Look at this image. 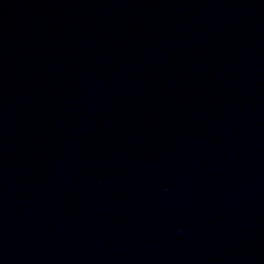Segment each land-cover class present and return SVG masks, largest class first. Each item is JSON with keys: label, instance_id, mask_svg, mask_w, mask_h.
<instances>
[{"label": "water", "instance_id": "obj_1", "mask_svg": "<svg viewBox=\"0 0 264 264\" xmlns=\"http://www.w3.org/2000/svg\"><path fill=\"white\" fill-rule=\"evenodd\" d=\"M0 264H264V0H0Z\"/></svg>", "mask_w": 264, "mask_h": 264}, {"label": "clouds", "instance_id": "obj_2", "mask_svg": "<svg viewBox=\"0 0 264 264\" xmlns=\"http://www.w3.org/2000/svg\"><path fill=\"white\" fill-rule=\"evenodd\" d=\"M180 231H181V232H183V231H184V229H183V228H181V229H180Z\"/></svg>", "mask_w": 264, "mask_h": 264}]
</instances>
